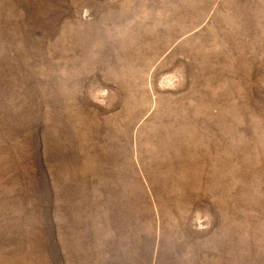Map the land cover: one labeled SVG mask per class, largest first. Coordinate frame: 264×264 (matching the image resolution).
Returning <instances> with one entry per match:
<instances>
[{"label":"rangeland","instance_id":"rangeland-1","mask_svg":"<svg viewBox=\"0 0 264 264\" xmlns=\"http://www.w3.org/2000/svg\"><path fill=\"white\" fill-rule=\"evenodd\" d=\"M0 264H264V0H0Z\"/></svg>","mask_w":264,"mask_h":264}]
</instances>
